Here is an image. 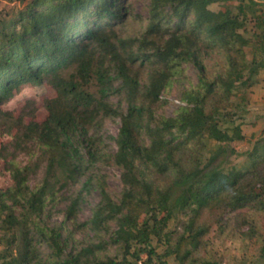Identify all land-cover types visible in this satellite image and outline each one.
<instances>
[{"label": "trees", "instance_id": "16d2710c", "mask_svg": "<svg viewBox=\"0 0 264 264\" xmlns=\"http://www.w3.org/2000/svg\"><path fill=\"white\" fill-rule=\"evenodd\" d=\"M149 2L145 28L129 38L118 28L127 17L124 0H32L18 16L2 21L0 97L44 78L56 90L47 101L46 119L32 121L26 130L47 157L46 174L32 187V167L11 161L13 182L0 190L8 264H168L171 255L180 264H200L206 235L214 223L222 225L227 208H264V131L247 151L244 170L214 163L221 155L217 151L206 163L203 156L206 139L221 141L226 133L221 109L238 83L250 85L264 67L261 4ZM214 3L222 7L214 10ZM184 64L197 71V81L189 79L181 88L184 104L174 115L156 113L163 91L185 76ZM92 79L98 93L85 87ZM115 94L123 96L125 111L123 101H113ZM107 117H120L121 126L117 149L106 158L91 130ZM79 138L87 144L85 152ZM102 159L122 169L119 197L98 177L100 200L91 217L79 222L84 191L92 184L88 177L61 222L50 225L60 187L79 181ZM182 211L188 214L183 232L174 238L163 234ZM86 231L96 240L81 245L75 234ZM154 237H167L163 253L153 245Z\"/></svg>", "mask_w": 264, "mask_h": 264}, {"label": "rangeland", "instance_id": "374dc122", "mask_svg": "<svg viewBox=\"0 0 264 264\" xmlns=\"http://www.w3.org/2000/svg\"><path fill=\"white\" fill-rule=\"evenodd\" d=\"M32 0H0V25L2 21L9 22L10 19L24 11ZM238 2V0H227V3ZM264 10V0H257ZM127 17L121 26H118L123 38L138 36L147 24L149 12V0H124ZM220 3H214L211 8L220 9ZM248 59L252 58V46L246 47ZM185 76L182 80L175 79L172 84L161 94V101L155 104L158 114L174 115L181 104L180 91L182 86L190 79L193 83L197 81V71L192 64L186 65ZM73 68L65 70L69 74ZM146 75H143V78ZM142 81H146L145 78ZM90 92L98 93V85L94 79L85 86ZM56 95L55 88L47 79L41 81L27 82L15 90L13 94L0 97V190L11 185L13 180L8 170L12 161L19 166L30 165L32 172L29 183L33 187L41 182L46 174L47 157L43 154L39 145L33 138L26 135L27 125L32 121L42 122L48 115L47 101ZM122 95L112 96L114 102L123 101ZM123 97V96H122ZM124 111L126 103L122 102ZM226 116L221 120V127L226 133L222 140L206 139V147L203 150L204 163L217 152L214 163L223 161L226 170L235 168L244 170L248 165L247 151L253 148L257 139L261 138L264 131V67L259 68L250 85L238 83L230 100L221 109ZM98 124H96L97 126ZM94 132L98 147L106 158L117 149L116 138L121 126L120 117L104 118L101 125ZM236 127L240 130L237 131ZM239 135H243L241 138ZM77 144L85 152L86 142L83 138L77 139ZM227 150L224 155L220 151ZM122 169L107 159L98 160L92 165L91 170L75 183L65 184L58 192L57 205L54 206L52 215L49 217L50 225L59 223L64 218L63 210L70 200L78 195L83 183L89 177L92 184L87 185L89 191H84L85 197L77 212L79 222H85L91 217L92 207L100 200L99 189L96 180L100 177L107 185L109 192L114 198H118L122 192L121 181ZM59 179H63L61 171L58 172ZM61 181L59 182V187ZM84 189V188H82ZM0 211V217L2 216ZM186 212H178L168 222L163 231L169 232L171 238L183 232L184 222L187 219ZM144 215L142 216L143 219ZM224 222L220 226L214 223L206 235L200 264H264V208L258 209L247 204L236 208L229 207L223 214ZM112 223V228H115ZM2 228L0 227V264H8V253L2 239ZM81 245L93 242L95 239L91 231L75 234ZM158 252L163 253L167 245V237L158 241L157 237L152 240ZM42 250L45 248L42 246ZM111 252L115 250L112 247ZM47 253V252H45ZM143 258L146 255L143 254ZM168 264H180L174 256L166 258ZM143 264L142 262H139ZM190 264V263H189Z\"/></svg>", "mask_w": 264, "mask_h": 264}]
</instances>
